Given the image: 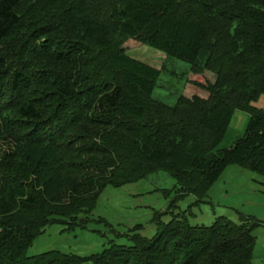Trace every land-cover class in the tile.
<instances>
[{"label": "trees", "instance_id": "16d2710c", "mask_svg": "<svg viewBox=\"0 0 264 264\" xmlns=\"http://www.w3.org/2000/svg\"><path fill=\"white\" fill-rule=\"evenodd\" d=\"M102 31L211 74L209 97L154 99L162 71ZM263 94L264 0H0V264H253L260 222L242 214H174L86 258L27 250L50 225L85 229L109 185L165 170L201 201L230 165L264 176ZM237 110L245 134L221 148Z\"/></svg>", "mask_w": 264, "mask_h": 264}, {"label": "rangeland", "instance_id": "374dc122", "mask_svg": "<svg viewBox=\"0 0 264 264\" xmlns=\"http://www.w3.org/2000/svg\"><path fill=\"white\" fill-rule=\"evenodd\" d=\"M98 39L102 45L125 51L131 58L162 71L153 92L154 99L174 106L181 96L191 101L209 97L208 89L215 78L206 71L193 69L191 64L168 58L164 53L133 39L123 40L105 31L98 33ZM252 105L264 108V94ZM249 119L250 115L245 111L234 113L221 148L232 147L244 136ZM179 188L177 180L165 170L120 187L109 185L100 195L85 229L50 225L35 239L27 255L31 257L59 251L86 258L103 253L113 245L131 246L134 235L153 239L159 232L160 221L169 223L174 214L187 211L193 226H211L219 217L239 223V214L255 218L260 225L254 230L253 264H264L263 175L239 165H230L201 201L193 195L179 200ZM158 213L161 214L160 220L156 216Z\"/></svg>", "mask_w": 264, "mask_h": 264}]
</instances>
